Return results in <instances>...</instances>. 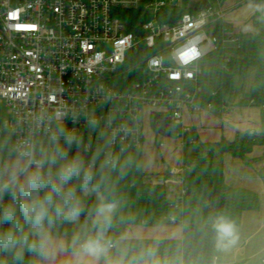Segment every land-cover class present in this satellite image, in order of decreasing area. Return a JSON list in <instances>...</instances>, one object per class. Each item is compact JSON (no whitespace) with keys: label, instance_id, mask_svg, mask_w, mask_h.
Listing matches in <instances>:
<instances>
[{"label":"built area","instance_id":"obj_1","mask_svg":"<svg viewBox=\"0 0 264 264\" xmlns=\"http://www.w3.org/2000/svg\"><path fill=\"white\" fill-rule=\"evenodd\" d=\"M206 1L205 9L181 11V0H0V105L8 116L3 122L0 111V137L10 138L12 155L21 159L20 151L30 145L34 168L42 160L36 138L50 140L56 125H69L68 131L80 137L87 129L89 139L103 144V160L141 148L148 112L176 127L186 109H213L197 102L216 94L200 95V61L224 44L240 49L241 43L223 26L228 14L223 0ZM122 11H140L138 21L131 19L139 33L129 32V23L117 17ZM179 11L171 24L160 20ZM57 113L63 119L51 120ZM41 117L47 119L39 123ZM89 119L98 122L97 135ZM188 133L182 127L178 137L195 145ZM82 148L89 166L91 144L82 143ZM189 170L184 164L171 170L181 184L169 202L173 211L187 197L183 184ZM42 171L49 183L55 179L49 169ZM168 221L176 218L168 215ZM262 254L264 264V248Z\"/></svg>","mask_w":264,"mask_h":264},{"label":"clouds","instance_id":"obj_2","mask_svg":"<svg viewBox=\"0 0 264 264\" xmlns=\"http://www.w3.org/2000/svg\"><path fill=\"white\" fill-rule=\"evenodd\" d=\"M254 11L264 12V5H251ZM251 30L245 26L243 31ZM46 117H41L43 123ZM53 121L63 119L62 113L50 118ZM98 122L88 120V126L95 129ZM71 146L83 143L74 132L57 126L50 134V140L57 145L56 152L46 157L49 164H55L58 158L64 163L58 168L55 179L49 183L43 174L44 160H36L32 168L34 152L30 145L20 151L21 160L26 163L7 166L0 169V202L5 194L10 195L12 203H0V225L7 223V229L0 230V253L11 257V264H25V254L33 259L27 264H61L57 257H64L62 264H184L183 259L169 261L158 258V246H148L139 253L131 254V247L124 242L127 235L119 238L111 235L121 201L106 195L110 180L104 170L117 171L120 177L126 175L133 164L129 156L123 163L120 157L108 154L100 164L99 179H94L93 166L101 155L97 149L91 165L86 166L79 156L67 158V153L59 148L60 138ZM23 171V179L21 174ZM79 178V194L76 187H65L73 178ZM47 187L40 195L39 189ZM95 196L96 203L88 210V219L81 225L80 231L73 234L68 242L57 241L52 233L57 221L80 224L84 213L83 197ZM19 201L17 209L16 202ZM213 233V245L219 252L231 250L239 241V230L233 219L223 212L208 217ZM0 264H8L0 261ZM215 264V261H213Z\"/></svg>","mask_w":264,"mask_h":264},{"label":"crops","instance_id":"obj_3","mask_svg":"<svg viewBox=\"0 0 264 264\" xmlns=\"http://www.w3.org/2000/svg\"><path fill=\"white\" fill-rule=\"evenodd\" d=\"M200 2L201 0L196 4V7ZM222 2L228 10L223 23L226 32L228 33L226 28V24H228L230 27L228 34L238 37L241 34L245 36L250 32H245L243 29L245 26H249L248 20L254 11L250 4L254 5V1L223 0ZM251 51L252 48L249 46L244 56ZM243 57L237 59L240 60ZM241 70L240 74H236L238 77L231 75V83L232 80H237L230 97H224V109H221V106H216L208 112L196 113L184 110L181 124L177 125L180 130L182 127L188 128L189 133L186 137L195 142L194 147L213 146L214 154L222 161L223 180L229 190L246 189L257 196L258 208L244 211L241 214L237 224L238 243L227 252H219L214 248L213 233L208 217L218 211L213 203L212 188L200 186L189 192V199L186 198L184 201L188 205H184L182 202L179 210L171 212L170 215L176 218L175 223H170L168 216H165L155 226H128L123 235H127L129 238L124 243L131 247V254L139 253L148 246H158V258L161 260L174 261L182 258L184 264H213V261L215 264H261L264 248V139L261 143L253 145L241 157H235L229 153L220 154L217 147L214 146L220 141L233 142L243 134L256 136L261 133L262 110L249 103L248 95L255 68L247 66ZM223 71L228 72L229 68L226 71L223 69ZM239 82L240 89L237 88ZM198 101L199 104L203 102L202 99ZM154 114V112H148L145 115V122L147 121L150 126ZM187 139L181 140L179 137L175 139V148L169 147V152L173 153L172 155L170 153L172 156L170 161L165 164H157V171H154L156 163L145 162V171H142L141 168L143 173L140 183H163L166 189V199L169 201L174 198L181 187V184L176 182L171 175V170L183 164L189 165L182 155L184 144H188ZM166 171L168 176L164 177L162 174ZM84 222L85 217H81L80 224H77L73 230L58 226L59 222H56L52 229L53 236L57 241L68 242L74 233L80 231ZM7 256L9 255L7 254ZM57 259L62 264L64 257L58 256Z\"/></svg>","mask_w":264,"mask_h":264},{"label":"trees","instance_id":"obj_4","mask_svg":"<svg viewBox=\"0 0 264 264\" xmlns=\"http://www.w3.org/2000/svg\"><path fill=\"white\" fill-rule=\"evenodd\" d=\"M148 1V0H144ZM182 10L190 11L200 1L194 0H181ZM254 5H264V0H253ZM180 12V11H179ZM120 19L129 23L128 31L132 33H139L135 26V22L140 18V11H122L116 14ZM162 19V18H161ZM249 26H251L250 32L241 34L239 36L241 47L248 45L252 48V51L245 55L242 59L230 60L228 63L229 71L224 72L220 70L222 75V87L216 91L214 96L204 95L202 100L204 103L212 104L213 108L216 106L224 105V97L227 94L228 86L231 83L232 72L237 67L244 68L247 66H253L255 73L250 84L248 95L252 101V106L260 107L261 112V133L258 135L243 134L233 142L220 141L214 145L217 147L220 154L229 153L235 157H241L244 153L248 152L255 144H259L264 139V12L253 11L248 20ZM221 25L216 28L217 36L220 35ZM222 48L211 54L209 57L221 58ZM88 130H82L80 137L83 143L88 142L91 144L90 159L97 151L101 149L103 144L95 139H89L87 136ZM4 137V150L7 153V157L13 156L11 153V140L7 135ZM102 162L101 156L96 160L93 171L96 174L94 179H99L100 164ZM190 165V170L186 172L184 183L187 190L190 192L193 188L200 186H210L213 191V203L218 212H223L231 219H233L236 225L239 223L242 212L249 210H256L259 202L257 196L249 190L239 189L236 191L229 190L223 180V165L220 157L214 154V148L211 145L198 146L195 151L194 159ZM59 166L50 165L49 170L55 175ZM0 169H2V160L0 158ZM105 175L110 177L107 185L106 195L110 198L113 196L121 201V208L117 213L114 227L111 230V235L119 238L123 235L125 229L131 225H145L155 226L163 217L168 216L173 211L169 207V200L166 199V189L163 183H139L138 185H131L125 182L129 175L127 170L126 175L120 177L117 171L109 172L108 169L104 170ZM164 177L168 176L167 171L162 174ZM70 187H76L79 194V178H73L68 183ZM40 195H43L41 188L39 189ZM5 204L12 203L11 197L5 194ZM84 213L82 215L87 217V210L93 207L96 203L95 196L83 197ZM17 209L19 207V201L16 202ZM9 225L4 223L0 225V230L7 229ZM33 257L30 254H25V264L32 260ZM0 261H7L11 264V257L6 253H0Z\"/></svg>","mask_w":264,"mask_h":264},{"label":"rangeland","instance_id":"obj_5","mask_svg":"<svg viewBox=\"0 0 264 264\" xmlns=\"http://www.w3.org/2000/svg\"><path fill=\"white\" fill-rule=\"evenodd\" d=\"M197 1V0H194ZM243 23H245V21H243ZM226 28L228 30V33L230 32V27L228 26V24H226ZM227 33V32H226ZM249 46L245 45L243 47H241L240 49H236L234 47V44H224V47L222 48V52H221V58H215V57H206L203 60L200 61V75L198 78V86L201 90V94L200 95H204L207 94L211 91H218L221 87H222V75L220 70L225 69V71L229 68L228 64H226V60H236L237 58L243 57L244 54L248 51ZM246 69V68H245ZM241 68L237 67L235 69L234 72H232L233 77L236 76L238 77V75L236 74H240L241 72ZM237 79L232 80V83L229 84L228 86V91L226 96L230 97L232 89L235 88V82ZM240 82H239V86L237 84V88L240 89ZM237 89V90H238ZM199 100V99H197ZM199 103V101H198ZM0 111L2 114V121H6L8 119V116L6 114V110L3 107V105H0ZM186 112H188V110H185ZM159 116V115H158ZM158 124H162L160 123V121L156 118L153 117L152 118V124L151 126L149 125V123L144 119V126H143V135H144V142L142 144L141 148L138 149H134V150H130L127 151L123 154H121L120 157V161L121 163H123V161H125L129 156H131L133 158V164L131 167L128 168L129 170V175L126 178L125 182L127 184H131V185H137L140 183V177L142 176V171L144 170V163L145 162H150L151 164L156 163V167L154 168V171H157V164H165L168 163L171 159V155L173 154L172 151L169 152V147L175 148L174 147V142L175 139L178 137V134L180 132V128L178 126H176L170 133L169 136L164 137L162 135H160L157 131H155V127ZM57 126H63L67 131L71 129V127L69 125H56L54 127V129L56 130ZM162 126V125H161ZM93 130V134L97 135L98 132H96L94 129ZM101 138H104L103 134H100ZM173 141V142H171ZM36 151L38 153V155L41 157L42 160L45 161L44 163V168L46 170L49 169L50 165H55L57 164L58 166H60L62 163H64V160L62 158H58L56 160L55 164H49L46 157L50 156L51 154L56 152L57 149V145L54 144L51 140H47L45 138L42 137H37L36 138ZM163 142L164 143V147L168 146L167 148H158V144ZM59 148L62 149L65 153H67V158L71 159L73 156L79 155L84 161L85 163L88 161V159L83 156V148H82V144L77 146L76 144H72L71 146H69L63 139V137L60 138L59 141ZM174 150V149H172ZM183 150V158L185 159V161L189 164L193 161L194 156H195V151H196V147H194L193 145H188V144H184V147L182 148ZM171 153V155H170ZM7 153L4 150V137L1 135L0 137V158L2 160V169L10 166V165H15L17 163H20L21 165L25 164V162L21 159H17L14 156H9L5 159V155ZM142 168V171H141ZM148 171V170H147ZM21 179H23V173L21 174ZM41 190L44 194L45 191H47V187H41ZM6 198V195L4 196L3 199ZM187 199H189V196L186 197ZM188 205L186 202H184V205ZM89 210V209H88ZM87 210V213H88ZM86 213V214H87ZM58 226H62L65 227L66 229H70L73 230L77 224H72V223H68V222H62V221H57Z\"/></svg>","mask_w":264,"mask_h":264},{"label":"water","instance_id":"obj_6","mask_svg":"<svg viewBox=\"0 0 264 264\" xmlns=\"http://www.w3.org/2000/svg\"><path fill=\"white\" fill-rule=\"evenodd\" d=\"M206 5H207V1L206 0H202L199 4V6L197 8H194L193 10H197V9H205L206 8ZM180 12H175L173 13L172 16L170 17H162V19L160 18L161 21H167L168 23H173L176 18L178 17V14ZM153 117H156L160 123L162 124H158L156 127H155V131H157L160 135L164 136V137H167L170 135L171 131L174 129V124L171 123L166 117H163V116H156L154 115ZM162 125V126H161ZM189 195V191L187 192V196Z\"/></svg>","mask_w":264,"mask_h":264}]
</instances>
